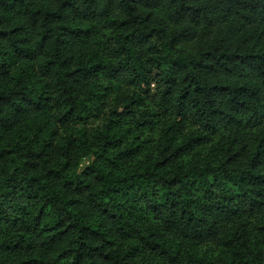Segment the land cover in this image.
I'll list each match as a JSON object with an SVG mask.
<instances>
[{"label":"clouds","instance_id":"clouds-1","mask_svg":"<svg viewBox=\"0 0 264 264\" xmlns=\"http://www.w3.org/2000/svg\"><path fill=\"white\" fill-rule=\"evenodd\" d=\"M6 2L0 264H264V0Z\"/></svg>","mask_w":264,"mask_h":264},{"label":"trees","instance_id":"trees-1","mask_svg":"<svg viewBox=\"0 0 264 264\" xmlns=\"http://www.w3.org/2000/svg\"><path fill=\"white\" fill-rule=\"evenodd\" d=\"M0 7H8L6 0H0ZM7 35V33L4 32H0V36H5ZM264 145V141H261L259 143H257L253 149V151H256L258 149L261 148V146ZM2 155V154H0ZM176 181H173V183H175ZM30 199L32 198L31 196L29 197ZM21 211H23V209H21ZM41 213L43 214V210H41ZM81 231L87 233L88 229L87 228H83L81 229ZM61 235H63V233H61ZM93 235H97L96 233H93ZM83 247V245H82ZM63 255V253H62ZM105 259H108V257H105ZM62 264H76V260L74 256H69L65 261L62 262Z\"/></svg>","mask_w":264,"mask_h":264}]
</instances>
